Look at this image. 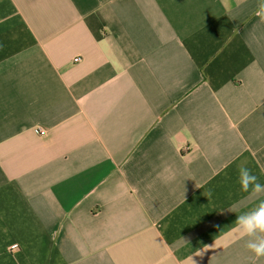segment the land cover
<instances>
[{
	"label": "crops",
	"instance_id": "obj_1",
	"mask_svg": "<svg viewBox=\"0 0 264 264\" xmlns=\"http://www.w3.org/2000/svg\"><path fill=\"white\" fill-rule=\"evenodd\" d=\"M261 3L0 0V264H264Z\"/></svg>",
	"mask_w": 264,
	"mask_h": 264
},
{
	"label": "clouds",
	"instance_id": "obj_2",
	"mask_svg": "<svg viewBox=\"0 0 264 264\" xmlns=\"http://www.w3.org/2000/svg\"><path fill=\"white\" fill-rule=\"evenodd\" d=\"M256 14L261 22H264V3L259 5V11ZM238 183L243 192L250 193L252 196L264 194V184L260 183L258 177L243 163L238 166ZM234 231L249 237L246 247L254 253L255 257H264V200L250 211L237 216Z\"/></svg>",
	"mask_w": 264,
	"mask_h": 264
},
{
	"label": "built area",
	"instance_id": "obj_3",
	"mask_svg": "<svg viewBox=\"0 0 264 264\" xmlns=\"http://www.w3.org/2000/svg\"><path fill=\"white\" fill-rule=\"evenodd\" d=\"M78 60H79L78 57L74 58V61H78ZM37 133H38V134H43V133H44V130H43L42 128H38V129H37Z\"/></svg>",
	"mask_w": 264,
	"mask_h": 264
}]
</instances>
